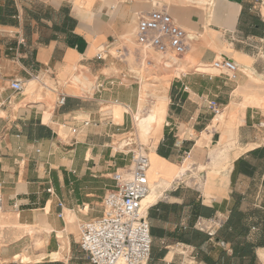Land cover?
Here are the masks:
<instances>
[{
  "label": "crops",
  "instance_id": "0c3cea01",
  "mask_svg": "<svg viewBox=\"0 0 264 264\" xmlns=\"http://www.w3.org/2000/svg\"><path fill=\"white\" fill-rule=\"evenodd\" d=\"M144 5V0H0V193L2 215L17 222L5 224L0 235V264H89L79 248L78 225L101 214L102 199L115 184L113 173L131 159L129 149L114 146L129 132L124 130L133 123L130 110L114 122L112 105L136 109L137 75L120 41L131 38L130 26L148 11ZM170 13L195 36L188 51L196 63L186 62V70L171 78L161 134L148 151L147 177L156 186V198L146 207L148 264H264L258 256L264 250V108L247 104L241 121L231 126L221 119L213 123L216 116L203 101L215 99L227 111L263 93L264 83L242 67L262 77L264 0H207L202 7L174 6ZM218 56L238 64L235 80L212 70ZM77 67L93 77L83 96L65 89ZM37 78L50 92L46 103L39 100ZM14 79L30 95L14 92ZM60 93L66 101L51 111L50 100ZM185 163L198 168L172 185ZM68 212L75 216L71 222ZM216 216L223 225L214 236L195 227L199 218ZM24 226L33 228L32 236ZM64 238L63 258L51 260Z\"/></svg>",
  "mask_w": 264,
  "mask_h": 264
},
{
  "label": "built area",
  "instance_id": "2783aa9c",
  "mask_svg": "<svg viewBox=\"0 0 264 264\" xmlns=\"http://www.w3.org/2000/svg\"><path fill=\"white\" fill-rule=\"evenodd\" d=\"M149 1L152 8L137 16L135 42L143 51L153 50L161 57L183 55L189 48L190 34L164 6H159V0ZM210 67L231 81L236 79L239 71L238 64L226 56L216 57ZM97 87L101 88L102 84H97ZM10 88L20 93L24 90V83L14 79L10 82ZM65 101V94L60 93L55 103L63 105ZM203 101L213 117L223 111V106L217 100L203 98ZM84 124H88V121ZM130 153L129 165L112 175L115 184L102 199L101 214L78 225L79 248L85 253L89 264H148L150 260L152 237L147 208L142 207L143 197L150 191L147 177L150 161L143 149L130 150ZM188 156L189 152H185V158ZM182 182L183 179L175 178L172 185ZM222 225L223 220L219 216L199 218L195 223V227L209 237L214 236L216 228Z\"/></svg>",
  "mask_w": 264,
  "mask_h": 264
},
{
  "label": "bare ground",
  "instance_id": "6f19581e",
  "mask_svg": "<svg viewBox=\"0 0 264 264\" xmlns=\"http://www.w3.org/2000/svg\"><path fill=\"white\" fill-rule=\"evenodd\" d=\"M189 1L194 2V3H202V4H206V2H207V0H189ZM189 37L191 40L194 39L193 35H191V34L189 35ZM172 61L173 62H171L170 64L167 63L168 61L165 62V66H167L169 68L172 67V70H173L172 74L167 73L165 75H162L158 79V83L154 88H151V89H149L148 87L141 88L140 93H139V97L137 100V105H136L137 110H138L137 113H133V111L130 108L125 107L124 105H122L120 103H114L112 105L113 106L112 120L114 122H121V117H122L123 111H126V110L131 111L132 120L134 121V123H133V127H132V132L129 131L126 133V135L129 134L131 136V134L135 133L137 136H140L143 139H145L147 141V145L150 148L157 142V140L161 134V130H162V126H163V123L165 120V114H166V106H167V100H168L167 89H168V86L170 83V79L173 76V74L177 75V74H179L180 71H183L185 69V63H186L185 60L173 58ZM188 62L193 64V62H191V61H188ZM197 69L200 70V67ZM252 69L253 68H250V67H242V70H244V72H246L250 76V78L256 79L258 81V84H263L262 81H260L261 79L259 77H254ZM28 85L33 86L34 80L33 79L29 80ZM74 86H77L79 89H81L83 92H85V91L89 90V88L92 86V82L89 81V78L87 77V75L85 73L76 72V74L73 75V77H72V82L70 84H66L65 88L72 90V89L76 88V87L73 88ZM260 86L262 87V85H260ZM263 100H264V91H263V93L262 92L261 93H258V92L253 93L250 96H248L247 98H245L242 102H240L239 105L229 106L227 111L224 110L221 113H219L218 115H216L213 123L216 120L221 119L224 122H226L228 125H231V126L237 125L241 121L240 118H241V115L243 114V108L247 104H254V105L260 104L264 108V101ZM146 103H148V104H146ZM236 104H238V102ZM142 110H144V114H140V112ZM210 128L211 127L208 126V129H210ZM123 135L118 136L116 138L115 145L117 148H122V147H124V145L130 144L129 141L131 139L129 138L127 140V138H126L127 136L123 138ZM203 136H206L205 131L203 132ZM214 148H216V145ZM212 150H213V148H212ZM221 155H223V153H221ZM148 157H149V153H148ZM189 164H191V163H189ZM191 165H192V167L186 168L185 171H182L181 174L178 173L176 179H183L184 180L185 178L191 177V174H189V172H191L192 170H196L198 168L194 164H191ZM200 168L202 169L203 166L201 165ZM187 171H189V172H187ZM184 174H185V176H184ZM149 184H150V191L143 197V200H142V207L143 208H146L147 205L149 203H151L156 198V196H155L156 186H153L150 183V181H149ZM0 212L2 213V210H0ZM74 218H75L74 214L68 212V218L67 219L71 222L74 220ZM0 221H5V222L8 221L11 223H17L16 221L11 220V219H5L3 215H1ZM26 229H27L26 230L27 233L32 236L33 235V228L26 226ZM47 229L48 228H46L45 230H47ZM40 244L41 243L38 241V243L36 245L39 246ZM66 249H67V240H66V238H64V239L60 240L59 249L52 252L50 254L49 258L51 260H60L61 258H63V253ZM258 256H259V259L264 263V250L263 249H260L258 251Z\"/></svg>",
  "mask_w": 264,
  "mask_h": 264
},
{
  "label": "rangeland",
  "instance_id": "374dc122",
  "mask_svg": "<svg viewBox=\"0 0 264 264\" xmlns=\"http://www.w3.org/2000/svg\"><path fill=\"white\" fill-rule=\"evenodd\" d=\"M98 1H101V0H98ZM144 1H145V5H144L145 6V10H149L151 8V3L148 2V0H144ZM158 2H159V6H164L169 13H170V9L172 7H174V6H186V5L190 6V5L197 4L198 7H202V6L205 5V4H198V3L190 2L189 0H159ZM137 11H139V9H137ZM135 22L136 21H134L133 24L129 28V30L131 31V35H130L131 38H129V40H127L125 37L122 36L120 44H121V46H126L128 48L129 54H128L126 59H127L129 65H130L131 69L133 70V72L137 75L136 89H137V92H138L137 95H139L141 88H144V87L145 88L148 87L149 89L154 88L157 85V83H158V79L162 75H165L167 73H169V74L173 73L172 67L169 68V67L165 66V62L168 61L167 63L170 64L171 62H173L172 61L173 58L183 59L186 62H188V61L193 62V61L191 60L190 51H188V50L183 55L178 56V57H170L169 55L161 57L158 53H156L153 50H147L146 49V51H143L141 49V47H139L137 45V43L135 42V33H134L135 32L134 31L135 30ZM189 34H192V33H189ZM193 38H195V36H193ZM191 42H192V40L190 41V43ZM190 43H189V47H190ZM192 48H193V45H192ZM111 52L115 54L116 51H115V49H112ZM218 57H220V56H218ZM202 68L203 67H201L200 70ZM184 70H186V68ZM77 72L85 73L87 75V77L89 78V81L90 82L93 81V77L87 71L86 68H82L81 69V67H77ZM34 76H36V75H34ZM34 76L29 77V79L33 78ZM174 76H175V74H173V76L171 78H173ZM257 77H259V76H257ZM259 78L261 79L260 81H262V83H264V70H263L262 77H259ZM37 79H38L36 81L37 86L42 87L41 82L39 81V78H37ZM48 84H50V83H47V85ZM73 88H75V89H72V90H69L68 88L67 89L65 88V89H66L67 93L81 95V96L84 95V92L81 89H79L77 86H74ZM261 88H264V86L261 87ZM24 90H25V93H27V95H30V92L27 89V85H25V89ZM47 92L48 91H46L45 88H43V87L40 88L39 93H41L42 97L39 98V100L41 102H45V103L47 102V99H46L47 98L46 97V93ZM48 93H50V92H48ZM146 104H148V103H146ZM258 105L263 107L260 104H258ZM54 106H55V96H54L53 100H50V109H51V111L53 110ZM132 111H133V113H137L138 112L137 106H136V109L132 110ZM128 112L131 113V111H128ZM140 114H144V110H142L140 112ZM131 117H132V113H131ZM132 122L134 123L133 120H132ZM133 123H131L129 125V127L126 130H124V132H127V131H131L132 132ZM218 123L219 124H223L222 122H218ZM124 137H126L127 140L129 138L131 139L129 141L130 145L124 147L125 149H129V150L143 149V150H145V152L148 153L149 146L147 145V141L145 139H143L140 136H137L135 133L131 134V136L129 134H127V135L124 134L123 138ZM232 142H233L232 138H229V144H231ZM114 146H116V145H114ZM190 167H192L191 164L188 165V163H185L184 166L181 168L179 173L181 174L182 171H185L186 168H190ZM193 171H195V170H192L191 172H189V171H187V172H189V174H191ZM184 176H185V174H184ZM185 179H187V178H185ZM1 215H2V213L0 212V217H1ZM8 223H10V222L0 221V235L3 233V229L5 228L4 227L5 224H8ZM16 225L17 226H21V225H18V224H16ZM24 229H25V232L27 233L26 226H24ZM14 237H16V235ZM0 242L4 243V241H2V237L0 238Z\"/></svg>",
  "mask_w": 264,
  "mask_h": 264
}]
</instances>
